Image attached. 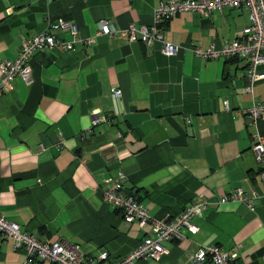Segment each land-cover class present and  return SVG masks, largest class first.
I'll list each match as a JSON object with an SVG mask.
<instances>
[{
	"label": "crops",
	"instance_id": "1",
	"mask_svg": "<svg viewBox=\"0 0 264 264\" xmlns=\"http://www.w3.org/2000/svg\"><path fill=\"white\" fill-rule=\"evenodd\" d=\"M160 1L0 0V61L59 18L80 38L70 51H35L29 82L15 76L0 90V214L40 240L75 243L84 255L105 252L113 261L149 225L124 222L102 200L103 177L120 170L124 190L155 217L175 216L198 195L216 201L236 187L253 189L252 211L242 202L208 204L193 218L196 233L181 230L157 261L132 264H192L204 245L234 252L232 264H264V188L250 149L253 135H264V116L255 126L244 115L264 100V78L245 92L243 60L193 51L238 38L247 11L176 14L160 24L174 47L169 55L158 42L95 33L101 19L117 28L149 26ZM50 32L70 40L67 31ZM88 37L93 42L85 44ZM94 115L105 121L93 122ZM26 261L10 237L0 240V264H50Z\"/></svg>",
	"mask_w": 264,
	"mask_h": 264
},
{
	"label": "built area",
	"instance_id": "2",
	"mask_svg": "<svg viewBox=\"0 0 264 264\" xmlns=\"http://www.w3.org/2000/svg\"><path fill=\"white\" fill-rule=\"evenodd\" d=\"M224 7H243L247 11L248 23L242 28L241 35L230 41H225L219 48L213 43L207 45L204 50L193 48L195 54L201 58L238 57L244 61V75L247 84L245 92H250L253 83L264 78V72L259 68L264 65V0H166L160 1L152 13V23L149 26H136L129 23L124 28H117L110 20L98 21L96 34L107 36H119L128 42L140 40L145 45L158 42L163 54H172L173 46L164 40V33L160 24L176 14L182 12H194L200 15H209L212 12H220ZM64 30L70 34V40H62L51 34L50 31ZM76 28L71 21L59 18L55 22H46L40 32L23 38L16 56L12 60L0 61V90L8 88L15 76L20 77L25 83L30 80V58L35 51L45 49H59L70 51L72 42L79 40ZM85 44L93 42L92 37L82 40ZM114 96L119 95V90L112 89ZM223 109L227 110V104L223 103ZM247 120L256 126L261 116H264V100L254 101L244 110ZM105 121L101 116H95L92 120ZM253 143L250 146L256 163L257 174L264 188V135L258 131L253 135ZM124 174L118 170L113 175L102 178V200L112 208L118 210L126 223H134L138 228L149 225V234L144 236L135 248L127 255L110 261L105 252L97 256L84 255L78 250L77 244L67 243L62 240L45 241L34 235L20 231L18 226L7 220L0 214V240L6 237L12 239L14 248H21L26 256V262L32 260L48 261L50 264H132L137 260L157 261L167 252L165 242L181 238V230L196 233L198 227L193 223V218L199 216L208 204H223L227 202H242L252 211V200L259 197L251 189L244 191L236 187L227 193L218 194L216 201H208L202 195L195 197L186 207L175 216L164 215L155 217L147 212V209L136 200L132 193L124 190ZM264 198V192L262 193ZM236 257L234 252H226L218 245H204L191 254L192 264H232ZM264 260V254L262 256Z\"/></svg>",
	"mask_w": 264,
	"mask_h": 264
}]
</instances>
